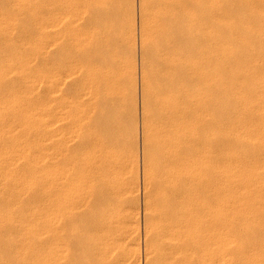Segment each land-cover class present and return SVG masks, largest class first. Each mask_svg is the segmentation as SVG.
<instances>
[{"label":"bare ground","instance_id":"6f19581e","mask_svg":"<svg viewBox=\"0 0 264 264\" xmlns=\"http://www.w3.org/2000/svg\"><path fill=\"white\" fill-rule=\"evenodd\" d=\"M64 1L43 5L32 72L28 0H0V264H139L135 97L117 121L104 101L66 110ZM78 1L89 36L94 0ZM130 1L144 264H264V0H138L137 29Z\"/></svg>","mask_w":264,"mask_h":264},{"label":"rangeland","instance_id":"374dc122","mask_svg":"<svg viewBox=\"0 0 264 264\" xmlns=\"http://www.w3.org/2000/svg\"><path fill=\"white\" fill-rule=\"evenodd\" d=\"M64 1V0H63ZM64 13L67 15L64 27L67 33L66 39V72L64 76V88L62 92L66 110L69 114L75 116L79 107H86V110L94 107L93 104H102L109 106L108 111L113 114L112 119L121 120L126 116V112L131 105L132 95L135 97V106L137 108L136 121V152H137V182L133 199L135 197L133 210L136 212L137 232L136 245L138 243V263L144 264V229H143V192H142V128H141V109H140V53H139V36L136 31L135 51L131 56L129 50H121V39L127 31L132 20V5L130 0H94V25L91 29V35H80L79 32V16L80 6L78 0L64 1ZM46 0H28V17L26 19L27 29L25 31L18 30L17 35L27 37L29 43L27 53L32 60L31 71L43 69L44 57V14L43 5ZM67 5V6H66ZM137 12L138 0H134V14L136 18L137 29ZM85 36V37H84ZM87 36V37H86ZM89 37V38H88ZM86 49V56L82 55V50ZM83 56H85L83 58ZM134 57V86L129 85L126 76H123V70L129 59ZM84 63L87 66H84ZM85 64V65H86ZM86 68V69H85ZM85 69V70H84ZM68 87V89H67ZM41 96L45 87H36ZM37 90V89H36ZM84 99V100H82ZM85 104V106L82 105ZM109 101V102H107ZM86 102V103H85ZM79 104V105H78ZM82 106H81V105ZM88 104V105H87ZM90 104V105H89ZM108 104V105H107ZM88 107H87V106ZM79 106V107H78ZM102 106V107H103ZM105 106V108H106ZM99 107H101L99 105ZM98 107V108H99ZM101 107L102 111L103 108ZM97 108V109H98ZM95 109V108H94ZM99 109V110H101ZM108 109L104 110L107 111ZM113 111H112V110ZM96 110V109H95ZM94 110V111H95ZM97 111V110H96ZM95 111V114H96ZM99 112V111H98ZM101 112V111H100ZM113 112V113H111ZM103 117H109L110 114L103 112ZM96 114V115H97ZM95 117V115H94ZM100 118V117H99ZM105 120H109L106 119ZM101 119V118H100ZM98 119L97 121H99ZM111 119V120H112ZM93 121H96L94 118ZM96 121V122H97ZM95 122H92V125ZM92 129V128H91ZM138 190V191H137ZM137 206V207H136ZM117 259L115 263L122 264V257ZM119 260V261H118Z\"/></svg>","mask_w":264,"mask_h":264}]
</instances>
